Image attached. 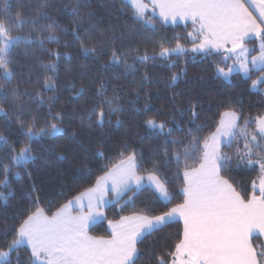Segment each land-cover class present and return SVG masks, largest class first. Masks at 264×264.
I'll list each match as a JSON object with an SVG mask.
<instances>
[{
	"label": "snow or ice",
	"instance_id": "obj_1",
	"mask_svg": "<svg viewBox=\"0 0 264 264\" xmlns=\"http://www.w3.org/2000/svg\"><path fill=\"white\" fill-rule=\"evenodd\" d=\"M125 3L134 9L137 22L153 24L152 19H145L148 5L144 0H125ZM150 3L153 13L159 9V18L165 23H176L178 20L191 22L195 33L188 34L193 36L191 51L209 53L213 50H225L235 55L240 70L246 75L250 72L249 64L264 72V0H150ZM54 6L50 0H39L32 9L33 17L29 19L25 18L24 10L32 7L30 0L27 5L23 0H18L15 10L10 0H0V115L5 118V122L11 123L9 111L4 107L8 105L9 110L16 114L24 135L31 142L21 147L15 156L9 157L16 165L25 169L36 159L33 143L40 144L45 138L53 139L63 134L61 125L64 116L58 112L53 113L55 101L52 98L45 101L39 92H21L18 86H13L17 66L13 52L23 45L27 56L28 49L34 44L44 49L46 42L57 45L60 43L58 32L67 34V29H61L56 19L49 15L48 9ZM62 11L73 17L72 22L77 28H83L85 20L90 21L94 16L92 12L81 13L80 0H75V3L68 0ZM41 20L48 23L41 24ZM26 25L30 26L28 34L20 35ZM94 28V25L89 24L84 29L86 39H81L80 33L75 30L72 34L80 41L83 54L98 60L104 53L105 44L114 45L118 37L98 32L97 43L89 47ZM14 32L17 34L13 35ZM250 36H255L260 41V55L251 60L248 59L250 50L245 46ZM119 39L126 40L128 37L122 34ZM228 45L231 47H227ZM184 51L186 49L179 43L175 48L161 44L159 54L167 57ZM118 52L119 49L113 48L111 59L114 64L121 62L117 58ZM55 56L59 59L60 54L55 53ZM231 58L232 55L225 57ZM138 59L144 62L149 57L145 55ZM123 62L125 67H132L127 64L126 59ZM43 67L53 73L58 70L55 63ZM104 67L106 69L108 65ZM217 71L227 78L233 68L230 67L227 72L223 68H218ZM177 79V75L173 74V82ZM261 83H264V76L253 80L252 87L257 88ZM43 87L55 90L51 77L44 79ZM82 92L83 89L77 96ZM96 96L100 103L92 107L87 115L89 120L95 117L96 125L103 128L106 123L112 124L111 116L124 109L120 104V95L113 90L109 97L103 83L99 85ZM35 97H39L38 103L41 106L49 103L48 118L43 125H38L36 116L28 120L22 118L26 112L32 111L26 105L32 103ZM191 113L189 123L192 127L187 129L182 139L172 141L173 144L183 145L182 152H172L178 170L183 157V186L180 189L182 202L166 207L173 203V195L169 191L168 182L159 175V163L154 161L150 168L143 171L147 173L148 182L159 193L158 200L165 205L166 210L158 215L143 212L122 215L118 220L108 221V236L91 235L90 226L104 217L105 208L120 204L122 200L124 202L121 208L127 207L133 201L130 197L124 200L125 195L142 187L145 179L141 174L142 166L137 161L136 153L128 152L125 145L118 163L111 167L101 165L104 174L96 178L95 184L60 205L51 215L48 214L51 208L40 206L39 197L33 198L32 206L27 209L30 214L22 220L16 219L10 226L13 239L6 248H0V264H137L140 258L138 246L148 236L172 224H182V229L176 233V241L167 257L157 258L158 264H264V251L257 252L250 241L253 234L264 235V117H257L254 121L246 120L241 127L238 122L242 117L235 111H226L215 132L210 137L201 138L197 133L202 130L203 125L196 123L198 113L195 105L191 106ZM121 123L119 119L116 120L117 127ZM145 123L156 134L164 133L167 128L165 122L158 123L151 118ZM249 123H255L257 131L247 140ZM182 130L177 125L176 131ZM238 131L247 142L244 145L246 151L241 154L238 150L236 153L235 168L240 169L243 165L254 170L257 165L259 167L258 183L257 180L252 181L250 194L241 190L243 186L237 184L230 175L233 158L222 150L223 147H232ZM166 134L172 136L173 129L167 128ZM185 140H188L186 145ZM0 147L14 150L8 137L3 134H0ZM168 155L169 150L165 147L164 156ZM99 158L106 159L103 153H99ZM189 160L194 164L198 161V166L189 165ZM167 162L166 160L165 163ZM9 172L8 167L2 170L6 177ZM2 186L9 187L7 179ZM0 234L6 236L8 233L4 231ZM23 251L28 252L26 258L22 256Z\"/></svg>",
	"mask_w": 264,
	"mask_h": 264
},
{
	"label": "trees",
	"instance_id": "obj_2",
	"mask_svg": "<svg viewBox=\"0 0 264 264\" xmlns=\"http://www.w3.org/2000/svg\"><path fill=\"white\" fill-rule=\"evenodd\" d=\"M17 2L18 0H10L13 10ZM30 2L32 7L24 10L25 18L29 19L33 17L32 9L39 0ZM50 2L55 6L48 9L49 15L56 19L61 29H67V34L58 32V45L46 42L44 49L48 51L34 44L25 56V46L16 49L13 52L17 61L13 86H18L21 92H39L45 101L52 98L55 101L53 113L58 112L64 116L61 125L63 134L53 139L45 138L40 144L33 143L36 159L26 169L16 165L9 157L15 156L21 147L31 142L17 122L16 114L9 110L8 105H4L5 110L9 111L11 123L5 122V118L0 115V134L8 137L14 150L0 147V193H3L0 196V233H8L6 236L0 234V248H6L13 239L10 226L15 220H22L30 214L27 209L32 206L33 198L39 197L40 206L51 208L48 213L51 214L75 195L92 187L96 178L104 174L101 165L111 167L118 163L125 145L128 152L136 153L137 161L142 166L141 173L147 174L143 170L150 168L154 161L159 163V175L168 182L169 191L173 195V203L166 207L182 202L180 189L183 186V157L178 170L172 152H182L183 145L173 144L172 141L182 139L187 129L192 127L189 123L192 119L191 106L195 105L198 113L196 123L203 125L202 130L197 133L201 138L211 135L224 111L237 112L242 117L238 122L241 127L246 120L254 121L264 113V83L259 84L258 88L251 86L253 80L264 76V72L251 69L248 75H244L235 70L229 79L224 78L217 69L228 68L231 59H225L227 56L222 50L209 53L191 51L188 46L193 43V36L188 34L193 33L194 29L190 21L165 23L157 14L146 11L145 19L153 20V24H146L136 21L134 9L125 0H80L81 13L92 12L94 16L90 21L85 20L83 28H77L72 22L73 17L62 11L68 0ZM23 3L27 5L29 0H23ZM40 23L46 24L48 21L41 20ZM89 24L95 26L89 47L97 43L98 32L118 37L114 45L105 44L104 53L98 60L85 56L80 48V41L72 34L75 30L80 33L81 39H86L84 29ZM29 27L26 25L19 34L27 35ZM122 34L128 39H119ZM247 41L253 44L255 39ZM176 43L183 44L186 51L167 57L160 56L161 44L173 47ZM113 48L119 49V64L112 63ZM255 50L256 47L253 46L251 52ZM55 53L60 54L59 59ZM145 55L149 59L141 62L138 57ZM125 59L131 68L125 67ZM49 63L58 65L55 73L46 71L43 67ZM105 65H108L106 69ZM173 74L178 77L175 82L172 80ZM46 77H51L54 91L43 87ZM101 83L106 85L109 97L113 90L120 95V104L124 109L111 116L112 124L106 123L103 128L96 125L95 117L89 120L87 115L92 107L100 103L96 91ZM82 89L83 92L78 97L77 94ZM24 99L27 100V97ZM38 100L39 97H35L32 103L26 105L32 111L26 112L22 118L28 120L36 116L38 125H43L48 118L49 103L41 106ZM150 118L165 122L167 128L173 129V135L166 134L167 128L161 134L153 132L145 123ZM117 119L122 121L119 127L116 126ZM177 125L183 130L176 131ZM256 131L255 123H249L247 140ZM247 140L238 131L232 147H223L222 150L233 158L230 175L237 184L243 186L241 190L250 194L252 181L257 180L258 183V165L254 170L243 165L240 169L235 168L236 153L238 150L241 154L246 151L244 145ZM187 143L188 140H185L184 144ZM165 147L169 150L167 157L164 156ZM99 153H103L106 159H100ZM188 163L193 167L198 165V161L194 164L189 160ZM4 167L10 168L7 177L2 173ZM5 179L9 182L8 188L2 186ZM158 196L155 189L147 184H143L139 190L128 192L124 200L130 197L133 203L122 209V200L120 204L105 208L104 217L90 226L89 233L108 236L110 231L107 222L125 214H160L166 207L158 200ZM181 229L182 224H172L148 236L138 246L140 258L137 264H158V257H167L176 241V233ZM251 241L257 252L264 251L261 237L253 235ZM27 255V251L22 252L25 258Z\"/></svg>",
	"mask_w": 264,
	"mask_h": 264
},
{
	"label": "crops",
	"instance_id": "obj_3",
	"mask_svg": "<svg viewBox=\"0 0 264 264\" xmlns=\"http://www.w3.org/2000/svg\"><path fill=\"white\" fill-rule=\"evenodd\" d=\"M144 3H146V4L148 5L147 11H151V12L153 13L152 5H151V3H150V0H144ZM155 14H157V15L159 16V9H156ZM254 14H255V12H254ZM178 21H179V20H178ZM251 38L255 39V41H254L253 44H252L251 42L247 41L248 39H251ZM248 39H247L246 42H245V46L250 50L249 53H248V59L251 60L252 57H254V56H259V55H260V41H259V39L256 38L255 36H250ZM198 42H199V41H197V43H198ZM253 46L256 47V50L252 53L251 50H252V47H253ZM227 47H231V45H228ZM222 51L224 52V55H225V56L232 55V58H231V60H230L231 62H230V64H229L228 67H230V66L235 67L237 64H239V63L235 60V55L230 54V53L226 52L225 50H222ZM236 68H238V66H237ZM249 69L251 70V69H257V68H253V66H252L251 64H249ZM240 72H241L242 74L245 75V73H244L242 70H240ZM227 111H230V110H227ZM224 112H226V111H224ZM224 112H223V113H224ZM221 116H222V115H221ZM220 119H221V118H220ZM215 130H216V129H215ZM215 130H214L213 132H215ZM213 132H212V133H213ZM212 133H211V134H212ZM210 136H211V135H210ZM210 136H209V137H210ZM197 166H198V165H197ZM145 184L152 186V185L149 184V183H145ZM152 187L154 188V186H152ZM90 188H91V187H90ZM86 190H87V189H86ZM86 190H84V191H82V192H85ZM82 192H81V193H82ZM78 195H80V193L77 194V195H75L74 197H76V196H78ZM74 197H72V198L69 199V200H72ZM69 200H68V201H69ZM68 201H67V202H68ZM67 202H66V203H67ZM64 204H65V203H64ZM132 214H133V213L125 214L124 216L132 215ZM49 215H51V214H49ZM101 218H102V217H101ZM119 218H120V217L115 218V219H111V220H118ZM107 228H108V230L110 231L109 226H108V222H107ZM253 235H257V236L261 237L262 242H263V244H264V235H261V234H258V233L253 234ZM250 241H251V238H250ZM251 243H252V241H251ZM252 245H253V243H252ZM253 247H254V245H253ZM254 248H255V247H254Z\"/></svg>",
	"mask_w": 264,
	"mask_h": 264
},
{
	"label": "rangeland",
	"instance_id": "obj_4",
	"mask_svg": "<svg viewBox=\"0 0 264 264\" xmlns=\"http://www.w3.org/2000/svg\"><path fill=\"white\" fill-rule=\"evenodd\" d=\"M194 33V32H193ZM193 35H195V33L193 34ZM192 37V36H191ZM180 44V43H179ZM176 45H177V43L173 46V47H168V48H175L176 47ZM183 48H185V46L183 45V44H180ZM189 48H191L192 49V47H193V43L192 44H189V46H188ZM238 66V68H236ZM231 68H233V71H235V70H238V71H240V68H239V64H237L235 67H233V66H230ZM230 67H228V68H223L224 70H225V72H227L228 71V69L230 68ZM218 68H221V67H218ZM232 71V72H233ZM231 72V73H232ZM231 73H230V75H231ZM221 74V73H220ZM222 75V74H221ZM230 75L226 78V79H229L230 78ZM223 76V75H222ZM261 76H263V75H261ZM224 77V76H223ZM260 77V76H259ZM259 77H257L255 80H257ZM225 78V77H224ZM251 86H252V84H251ZM258 88V87H257ZM223 114V113H222ZM259 117H264V113L262 114V115H260ZM151 119H154V118H151ZM157 121V120H156ZM220 121V120H219ZM158 123H159V121H157ZM119 162V161H118ZM144 177H145V179L142 181V185L143 184H145V183H149V184H151L150 182H148V180H147V174H145V173H141ZM152 185V184H151ZM153 186V185H152ZM158 193V192H157ZM158 195H159V193H158ZM104 211V210H103ZM99 219H101V218H99ZM98 219V220H99ZM97 220V221H98ZM96 222V221H95Z\"/></svg>",
	"mask_w": 264,
	"mask_h": 264
}]
</instances>
